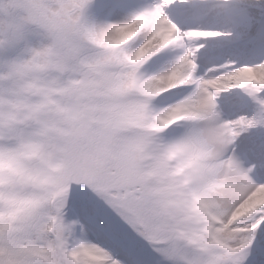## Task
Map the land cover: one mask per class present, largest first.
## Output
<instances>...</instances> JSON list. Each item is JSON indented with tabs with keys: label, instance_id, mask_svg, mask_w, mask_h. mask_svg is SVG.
Instances as JSON below:
<instances>
[{
	"label": "snow or ice",
	"instance_id": "obj_1",
	"mask_svg": "<svg viewBox=\"0 0 264 264\" xmlns=\"http://www.w3.org/2000/svg\"><path fill=\"white\" fill-rule=\"evenodd\" d=\"M0 264H264V0H0Z\"/></svg>",
	"mask_w": 264,
	"mask_h": 264
}]
</instances>
